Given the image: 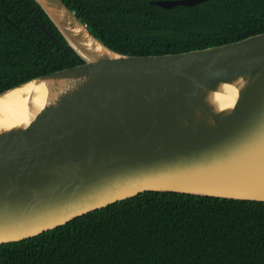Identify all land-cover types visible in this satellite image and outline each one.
Returning a JSON list of instances; mask_svg holds the SVG:
<instances>
[{"label":"water","instance_id":"1","mask_svg":"<svg viewBox=\"0 0 264 264\" xmlns=\"http://www.w3.org/2000/svg\"><path fill=\"white\" fill-rule=\"evenodd\" d=\"M35 1L83 62L0 91V244L147 190L264 201V31L126 54L63 0Z\"/></svg>","mask_w":264,"mask_h":264},{"label":"trees","instance_id":"2","mask_svg":"<svg viewBox=\"0 0 264 264\" xmlns=\"http://www.w3.org/2000/svg\"><path fill=\"white\" fill-rule=\"evenodd\" d=\"M153 1L63 0L126 54L181 52L264 31V0L170 8ZM82 62L35 0H0V91ZM0 264H264V201L147 190L0 244Z\"/></svg>","mask_w":264,"mask_h":264},{"label":"bare ground","instance_id":"3","mask_svg":"<svg viewBox=\"0 0 264 264\" xmlns=\"http://www.w3.org/2000/svg\"><path fill=\"white\" fill-rule=\"evenodd\" d=\"M37 88H38L37 83H30L29 87L24 91V93L26 95L30 94V93L36 91ZM66 88H68L66 83L61 84L60 82H53L50 87L48 85L45 86V93H47V94L50 93L51 89L54 91L56 90V91H59L61 93H65V92H67V90H65Z\"/></svg>","mask_w":264,"mask_h":264}]
</instances>
